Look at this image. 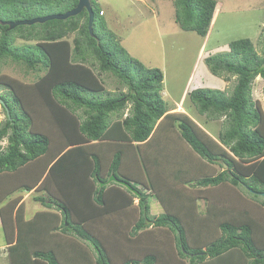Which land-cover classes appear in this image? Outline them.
Segmentation results:
<instances>
[{
    "label": "trees",
    "instance_id": "16d2710c",
    "mask_svg": "<svg viewBox=\"0 0 264 264\" xmlns=\"http://www.w3.org/2000/svg\"><path fill=\"white\" fill-rule=\"evenodd\" d=\"M78 2L0 0V64L11 60L37 73L31 84L7 76L0 82L11 96L8 100L0 95L6 115L0 127V216L11 244V264H110L106 258L114 264L107 247L118 243L105 239H112L108 230L111 218L115 220L117 215L122 220L121 229L135 225L137 232L155 230L159 233L158 243L172 235L173 225L180 233L178 248H174L175 259L170 255L174 264H185L186 257L192 254L196 258L191 259L193 263L264 264V200L257 203L258 197L264 199L260 194L264 193V109L252 99L254 81L257 77L264 80V57L250 40L244 39L230 46L231 55L239 57L238 62L231 61L229 54L207 59L214 75L227 72L238 79L230 95L209 88H197L188 95L200 115L226 118L225 130L216 137L191 118L192 106L185 104L187 113H169L168 102L163 98L161 69L148 68L132 59L113 34L103 44L98 32L103 11L95 2L92 33L87 10L67 20L48 21L42 28L34 24L27 30L24 27L28 25L11 28L5 18L11 15L15 22L31 21L34 18L30 13L39 3L64 4L73 10ZM217 3L176 0L175 7L181 9L177 10L176 20L184 30L206 38ZM77 32L73 46L68 37ZM18 38L38 43L16 46ZM84 47L93 51L100 72L112 73L128 89L127 93L105 94L100 73L85 65ZM129 104L132 112L123 118ZM78 110L84 112V121L77 116ZM47 122L58 130L57 134L45 133ZM169 126L173 135L168 134ZM5 139L8 146L3 149L1 142ZM185 146L194 158L184 154ZM213 165L221 166L223 171L215 173ZM112 175L132 184L141 197L115 182L101 187ZM193 182L197 185L194 188L214 190L204 197V216L196 210L197 200L202 197H194V188H189ZM32 183L39 185V191L48 193L37 195L35 201L60 215L39 212L26 221L24 206H20L14 216L19 200L10 195L19 189L31 191ZM229 184L244 190L235 193L233 199L228 195L212 197ZM147 191L156 194L166 213L159 217L150 215ZM76 192L85 197L69 204L68 194L71 197ZM244 192L254 201H239ZM135 198L140 200L138 206L134 204ZM172 198H179L185 206L177 207ZM234 199L238 208L222 214V206ZM188 206V215L194 213L198 220L204 219L205 227H215V231L207 237L199 230L191 231L192 224L185 217L187 211L182 218L173 217L177 214L173 211ZM130 211L139 212L137 220L128 216ZM59 228L60 236H71L69 241L57 238L58 235L49 239L53 229ZM38 234L46 237L39 239ZM173 238L172 235L170 239ZM128 240L129 245L133 244ZM188 240H202V245L190 247ZM89 243L98 253L96 258ZM178 256L182 258L179 260ZM170 257L136 259L133 264H164Z\"/></svg>",
    "mask_w": 264,
    "mask_h": 264
},
{
    "label": "rangeland",
    "instance_id": "374dc122",
    "mask_svg": "<svg viewBox=\"0 0 264 264\" xmlns=\"http://www.w3.org/2000/svg\"><path fill=\"white\" fill-rule=\"evenodd\" d=\"M217 1L221 4L220 10L214 25L210 27L208 33L209 38L206 40L203 51L201 50V47L205 38L200 36L195 31L184 30L180 23L177 22L176 13L177 10L181 11V9L175 7L176 0H91V3L95 2L99 10L103 11V15L99 17V20L103 22V24L100 25V30H98L99 34L101 33L100 35L103 44H106L104 41H107L113 34L115 35L118 45L124 48L132 59L140 61L148 68H158L162 70L164 73L163 98L168 102L169 113L175 114L187 113L185 106H183L182 111H177L179 109L177 108V104L180 103L191 76V83L193 82L191 90L196 89V87H201L218 89L226 92L228 95L233 92L234 87L237 84V76L231 77L227 72L223 73L221 76L214 75L210 67L207 65V59L209 57L216 56L218 54H229L230 56H228V58L231 61L238 62L239 57L234 54V56L231 55L230 46L233 42L244 39L250 40L254 44L257 53L264 57V0ZM69 11V8L64 4L39 3L31 11L30 16L34 19L45 18L51 15L65 14ZM12 17L13 16L8 15L5 17L8 19L6 21L9 23H17L13 21L15 17ZM43 26L44 24H37V28H42ZM24 29H31V26H26ZM78 34L79 33L77 32L68 37L73 46L74 39L79 36ZM37 43L38 42L34 40L24 41L18 38L16 46L36 45ZM83 50L85 52V57L87 58L85 65L92 67V70L95 73H100V78L103 80L106 88L105 94L117 95L121 92L127 93L128 89L121 85L119 80L113 76L112 73L100 72L99 63L97 62V58L95 57L93 51L86 50V47H84ZM40 75H43V73ZM3 76L21 80L26 84H31L37 79V73L29 71L24 65L17 64L11 60H8L5 64H0V82L2 83L5 81V79L2 78ZM224 77H229V80H225ZM7 90L8 89L4 88L3 85H0V95L3 94V96L7 97L8 100H11V96L7 93ZM252 90L253 101L258 102L264 109V80L261 77H257L254 81ZM184 102L186 105L192 106L194 109L193 104L189 100V96L185 98ZM131 112L132 104H129L125 109L123 118L130 115ZM76 114L81 118V120H85V115L82 110H78ZM191 118L198 124L202 126L204 125L205 129L211 131V133L216 137L218 136V133L225 130L227 123L226 118L224 117L214 118L213 116L210 117L208 114L200 115L196 110L192 112ZM5 121L6 115L4 113L2 103H0V127ZM57 131L58 130L53 125L47 122L45 131L46 134L55 135L58 133ZM1 146L3 149L7 148L8 139L1 142ZM182 149L184 154H188L189 157L194 158V153L187 146ZM212 169H215V173L223 171V168L219 165H213ZM104 183H101V187ZM137 187H139L140 190L143 189L140 186ZM189 188H194V186L190 185ZM242 190L244 189L241 186L235 187L229 184L228 186L221 188L216 194L212 195V197L215 198V195H228V197L230 196L233 199L235 193L237 194V192H242ZM193 191H195L194 197H202L200 199L201 205H199V208L196 210L198 215L204 216L207 213V200L205 201L204 197H209V191L214 190H200V187H197L194 188ZM70 192H72V190ZM46 193L47 192L39 191L34 194V196L36 197L37 195ZM147 193L151 213L153 215L158 214V211H161L160 213H164L165 207L158 200L156 194H150L148 191ZM69 195L70 193L66 198V200L69 201V204L85 197L84 193L77 192L71 197ZM24 197H26L25 199L27 200L24 204L25 215L27 212L29 216H34L36 212L41 209L39 206L34 204L36 201L34 200L33 202L32 195L30 197V195L25 194ZM136 199L137 198H135L134 201L137 204L138 200ZM242 199L248 201V203L250 199L251 202L254 201L252 196L246 192L240 196L239 201H242ZM171 200L176 199L172 198ZM263 200L264 199L262 197H258V205L262 204ZM234 201L236 200H231L229 203L222 206V214H226L224 212L228 211L232 213L233 209L235 210L238 208V205L234 204ZM171 209L173 210V208ZM187 209L189 210L190 207L178 208L176 212L173 211V213H177L176 216L173 214V217H177V219L178 217L182 218L184 211H187L185 217L186 219L189 218V222L192 224L191 231L199 230L205 237L215 231V227H205L204 219L201 221L198 220L194 213H190V215H188L189 211ZM134 212L135 211H130L128 216H132L131 218H135L134 220H137L140 216L139 212L136 214H134ZM201 212L206 213L202 214ZM108 219H110V217H108ZM111 220V228L108 230V234L112 237V239L106 238L105 240L108 243L112 241L118 243L116 246L113 243V246L107 247L109 253H112L111 255H113L111 259L115 262L114 264H126L125 261L127 259L132 260V264L136 261V259L146 261L147 258L153 259L154 257H160V259L163 258L165 260V258L169 259L171 254L175 259L174 248H178L177 245L179 243L180 233L173 225V231L171 233L174 238L171 240L170 237L172 235H170V237L168 236L165 241L162 240L158 243V239L156 237L159 233L155 230L146 229V232H143V230L137 232V229L134 228L135 225L128 228V230H123L120 227V224L122 223L120 215H117V219L114 220V218H111ZM179 221L181 224L180 219ZM99 225L100 223L98 224V227ZM115 226L116 230L113 232ZM179 227H181V225ZM260 227L262 228L263 224ZM60 229L61 228L58 230ZM117 229L120 230L117 231ZM160 234L167 233L160 232ZM188 235L189 234H187V237ZM221 235L222 233H220V236ZM160 238H162V236H160ZM128 239H131L133 244L129 245ZM82 242L86 244L85 241L82 240ZM193 243H195V245H193ZM187 244L190 247L191 245L193 247H199L202 245V240H188ZM88 246L93 256H98L95 247L91 243H89ZM85 247V249H88L87 246ZM202 249L205 251L206 247H202ZM194 256L190 255V257H186L185 260L183 259L185 264L193 263V260L196 259ZM173 258L170 257V260L166 263L174 264ZM177 258L180 260L182 257L178 256ZM106 262L111 264L112 261L106 258ZM203 263L204 261H199L194 262L193 264ZM0 264H5V262L0 260ZM175 264L180 263L176 261Z\"/></svg>",
    "mask_w": 264,
    "mask_h": 264
},
{
    "label": "crops",
    "instance_id": "0c3cea01",
    "mask_svg": "<svg viewBox=\"0 0 264 264\" xmlns=\"http://www.w3.org/2000/svg\"><path fill=\"white\" fill-rule=\"evenodd\" d=\"M218 2V1H217ZM220 6H221V4H219V3H217V6H216V10H215V13H214V17H213V20H212V24H211V27L214 25V23H215V21H216V19H217V17H218V13H219V10H220ZM209 38V35L205 38V41L203 42V45H202V47H201V50L203 51V49H204V47H205V43H206V40ZM191 79H192V76L190 77V80H189V83H188V86H187V88L185 89V91H184V93H183V96H182V99H181V101H180V103L179 104H177V108H179L177 111H182V109H183V106H185V98H187L188 97V95H189V91L191 92L192 90V85H193V82L191 83ZM196 87V86H195ZM197 88H201V87H196V89ZM166 92V91H165ZM167 93V92H166ZM165 93V94H166ZM193 111L195 110V109H193V108H191ZM187 112V111H186ZM199 114V113H198ZM125 118H126V116H125ZM225 118V117H224ZM113 119V118H112ZM204 126V125H203ZM204 128H205V126H204ZM208 130V129H207ZM167 131H168V134H172L173 135V133H174V130H173V128H171L170 126L167 128ZM178 136H176V138H177ZM178 141H180V140H178ZM180 144H181V142H179ZM221 172V171H220ZM220 172H216L217 174H219ZM131 178H133V176L131 177ZM134 179V178H133ZM28 182V181H27ZM33 186V187H32ZM32 190L31 191H26V189H19V190H17L16 191V193H14L13 195H10V197H11V199H13V200H19L18 201V203H17V207H16V210H15V213H14V216H15V214H16V212H17V209L20 207V206H24V204H25V202L27 201L25 198L26 197H24V195L26 194V195H30V197H31V195H32V198H33V202H34V200H35V196H34V194H36V193H38L39 192V189H38V186L39 185H35V184H33L32 183ZM106 186H110V184L109 185H106ZM192 186H194L195 187V182H193L192 183ZM197 186V185H196ZM192 189V188H191ZM10 197H8L7 198V201H9L10 200ZM136 200H138V199H136ZM139 201L140 200H138V202H137V204L135 203V201H134V204H135V206L137 205H139ZM173 203H176L177 202V207L178 206H185L184 204H180V201H177V199L176 200H171ZM204 201V200H203ZM206 201V200H205ZM204 201V202H205ZM206 203H207V201H206ZM34 204H36V206H39V208L41 209H38V210H40V211H38V212H36V214L37 213H39V212H48V213H56L57 215H60V212L59 211H57V210H54V209H48V208H46L45 206H43L41 203H39V202H34ZM197 204L198 205H201L200 204V200H197ZM172 206V205H171ZM159 213L158 214H156V215H153L152 213H151V211H150V215L151 216H154V217H159L160 215H162V214H164V213H166V210L164 211V213H160L161 211H158ZM34 214V213H33ZM35 214V215H36ZM24 215H25V211H24ZM34 215V216H35ZM34 216H29L28 215V213L26 212V215H25V219H26V221H31L33 218H34ZM104 218V217H103ZM108 219V218H107ZM107 219H106V222H107ZM4 222H3V220H2V218H1V216H0V260H2L3 262H5V264H11V261H10V258H9V247L11 246V244L9 243V241L7 240L8 239V234H7V232H6V229H4ZM34 228V227H33ZM37 228V227H36ZM36 228H34V229H36ZM54 231H52V235L53 236H50L49 237V239H52L53 237H55V235H58V236H56L57 238H59V237H64L63 239L64 240H66V239H70L71 238V236H64V235H62V236H60L59 234H60V232H59V230H57V229H53ZM152 230V229H151ZM38 238L39 237H41V238H44V237H46L45 236V234L44 235H41V234H38V236H37ZM41 238H39V239H41ZM4 240H5V242H4Z\"/></svg>",
    "mask_w": 264,
    "mask_h": 264
},
{
    "label": "water",
    "instance_id": "95a60500",
    "mask_svg": "<svg viewBox=\"0 0 264 264\" xmlns=\"http://www.w3.org/2000/svg\"><path fill=\"white\" fill-rule=\"evenodd\" d=\"M84 10H87V12L89 14V29H90V32L92 33V31H93L92 27H93V22L95 19V14L93 11L91 0H79L77 7L73 10H70L69 12H67L65 14L51 15V16H48L45 18H36V19L31 20V21H21V22H17V23H10V27L15 28V27L21 26V25L32 26L34 24H44V23H46L48 21H52V20H67L71 17L78 16ZM1 103L4 104L3 101H1ZM113 182L127 188L128 190L132 191L138 197H141V194L132 186V184L128 183L127 181L119 180L114 175H112L109 178V180L103 184V186L111 184ZM260 194L264 197V193H260ZM191 256H194V255H191Z\"/></svg>",
    "mask_w": 264,
    "mask_h": 264
},
{
    "label": "bare ground",
    "instance_id": "6f19581e",
    "mask_svg": "<svg viewBox=\"0 0 264 264\" xmlns=\"http://www.w3.org/2000/svg\"><path fill=\"white\" fill-rule=\"evenodd\" d=\"M92 4V3H91Z\"/></svg>",
    "mask_w": 264,
    "mask_h": 264
},
{
    "label": "clouds",
    "instance_id": "9594fccd",
    "mask_svg": "<svg viewBox=\"0 0 264 264\" xmlns=\"http://www.w3.org/2000/svg\"><path fill=\"white\" fill-rule=\"evenodd\" d=\"M103 14V13H102Z\"/></svg>",
    "mask_w": 264,
    "mask_h": 264
}]
</instances>
